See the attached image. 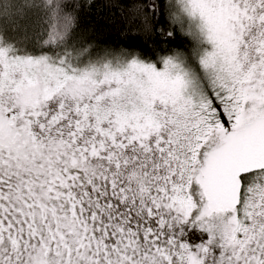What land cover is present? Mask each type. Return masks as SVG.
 I'll return each mask as SVG.
<instances>
[{
	"label": "snow or ice",
	"instance_id": "6c2138e0",
	"mask_svg": "<svg viewBox=\"0 0 264 264\" xmlns=\"http://www.w3.org/2000/svg\"><path fill=\"white\" fill-rule=\"evenodd\" d=\"M0 264H264V0H0Z\"/></svg>",
	"mask_w": 264,
	"mask_h": 264
},
{
	"label": "trees",
	"instance_id": "16d2710c",
	"mask_svg": "<svg viewBox=\"0 0 264 264\" xmlns=\"http://www.w3.org/2000/svg\"><path fill=\"white\" fill-rule=\"evenodd\" d=\"M107 14V9L100 12L99 16H105ZM83 24L85 27L91 26V25H103V21L99 19V17L95 14V9L92 10V12H88L83 17ZM102 39H106L108 41H114L118 39L116 33L114 30L105 28L102 36Z\"/></svg>",
	"mask_w": 264,
	"mask_h": 264
}]
</instances>
